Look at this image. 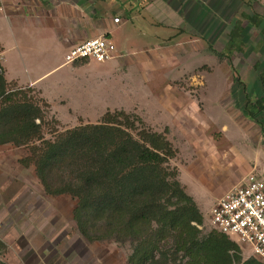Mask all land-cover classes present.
Wrapping results in <instances>:
<instances>
[{
  "label": "rangeland",
  "instance_id": "rangeland-1",
  "mask_svg": "<svg viewBox=\"0 0 264 264\" xmlns=\"http://www.w3.org/2000/svg\"><path fill=\"white\" fill-rule=\"evenodd\" d=\"M138 1L145 0H114L104 15V9L98 10L97 36L117 27L111 39L119 56L59 65L50 72L66 62L69 51L56 38L53 24L44 28L42 36L26 8L19 22L4 6L0 10V59L6 78L22 84L47 72L32 87L35 100L50 105L49 123L43 129L47 139L68 128L98 123L115 110L135 113L142 119L139 126L165 133L175 150L170 165L197 202L204 217L199 227L206 233L213 229L210 211L228 185L219 150L234 145L230 136L240 142L243 135L235 116L244 124L248 96L261 93L254 63H264V44H260L264 34L247 25L249 46L244 53L234 51L231 58L212 53L201 37L216 50H224L241 13L264 14V0L252 5L242 0H147L154 18L190 31L191 37L180 35L175 40L168 35L176 29L164 27L144 11L137 14L138 20L125 23L128 17L123 7ZM78 15L82 16L80 10ZM40 22L48 23L45 17ZM248 123L257 129L252 121ZM28 154L25 146L0 145V258L8 264H128L132 252L128 244L91 241L80 233L74 219L76 198L47 194L34 166L21 162ZM240 245L247 258L250 248Z\"/></svg>",
  "mask_w": 264,
  "mask_h": 264
},
{
  "label": "trees",
  "instance_id": "trees-1",
  "mask_svg": "<svg viewBox=\"0 0 264 264\" xmlns=\"http://www.w3.org/2000/svg\"><path fill=\"white\" fill-rule=\"evenodd\" d=\"M242 1L252 5L260 0ZM140 4L123 7L126 17L134 19ZM241 15L224 50L201 37L220 58L245 52L247 25L264 34L263 13ZM186 31L178 29L168 37L177 39L190 33ZM105 36L111 39L112 34ZM254 66L262 88L260 94L248 96L245 113L257 120L264 113V63L256 60ZM34 91L8 82L0 62V145L28 147L21 162L34 166L45 192L76 198L74 219L86 239L128 244V264H264L253 256L244 258L241 245L229 235L214 227L204 233L199 227L203 214L170 165L175 150L165 133L139 126L142 119L135 113L115 110L98 123L68 128L47 139L43 129L50 105L37 102ZM0 264L8 263L0 258Z\"/></svg>",
  "mask_w": 264,
  "mask_h": 264
},
{
  "label": "crops",
  "instance_id": "crops-1",
  "mask_svg": "<svg viewBox=\"0 0 264 264\" xmlns=\"http://www.w3.org/2000/svg\"><path fill=\"white\" fill-rule=\"evenodd\" d=\"M4 2L0 3V10H4V6L8 12L11 14H15L19 22H22L21 13L25 12V8L29 13L30 17L34 18L37 23V28H40L39 31L42 32V36H45V30L50 29V25L56 30V38L63 42L69 50L80 43L82 40L96 37L100 33L98 21H99V11L104 9L102 15L105 12H108L107 7H113L114 0H3ZM139 5V4H138ZM147 0L142 2L140 6L135 10L136 15L134 19L127 18L125 23H129L135 21L137 18V14L142 13L143 11L148 13L149 16L154 18L152 12L148 9ZM23 7V8H22ZM58 10L59 12H55ZM79 10L82 13V16L78 15ZM106 10V11H105ZM76 13V14H74ZM45 17L48 23L40 22V18ZM53 17L56 21L55 23H50L49 18ZM156 19V17L154 18ZM66 20L73 22V25L69 27ZM157 20V19H156ZM52 22V20H51ZM157 23L163 25L164 27H171L176 30L179 27L174 26L173 24L162 22L161 20H157ZM22 24V23H21ZM124 24V23H123ZM46 28V29H44ZM113 29L109 30V33L113 35L114 30L117 27H112ZM183 28V27H182ZM187 30V29H186ZM186 32H189L188 30ZM52 33H50L51 35ZM186 36H190L191 34L185 33ZM49 36V35H47ZM46 36V37H47ZM191 37V36H190ZM45 38V37H44ZM175 40V39H173ZM67 54V53H66ZM66 56V55H65ZM1 60V59H0ZM89 60H78L74 63L82 64L87 63ZM4 70L5 77L7 69H5L2 60L0 61ZM62 65L66 66L69 63L65 61L60 62L58 65L54 66L47 72H50L57 68V66ZM45 72V73H47ZM44 73V74H45ZM42 74V75H44ZM35 77L30 79L27 84H22L19 79L6 80L8 82H15L19 87H36V82L42 76ZM261 86V84H260ZM262 88V86H261ZM40 90V89H39ZM41 91V90H40ZM252 96V95H250ZM246 114V113H244ZM247 116V114L245 115ZM248 117V116H247ZM249 118V117H248ZM244 118V124L240 118L235 116V124L237 128L239 127V132L242 133V138L240 142H236V138L230 136L231 139L235 141L234 145L227 144L226 146L220 148L219 153V161L223 168V174L228 178V185L225 188L224 193L230 189L235 184L241 182L246 176L249 174H256L261 178H264V113L259 115L257 120L251 118ZM246 121H252L254 127L257 126V129L252 128V124H245ZM229 126V125H228ZM228 127L225 126L223 128L225 137H228L227 134ZM231 135V134H230ZM232 146H235L234 149ZM223 193V194H224Z\"/></svg>",
  "mask_w": 264,
  "mask_h": 264
},
{
  "label": "built area",
  "instance_id": "built-area-1",
  "mask_svg": "<svg viewBox=\"0 0 264 264\" xmlns=\"http://www.w3.org/2000/svg\"><path fill=\"white\" fill-rule=\"evenodd\" d=\"M119 55L112 39L96 36L73 46L65 59L66 63L90 59L102 62ZM210 222L218 231L248 246L247 257L264 260V178L252 173L228 189L211 209Z\"/></svg>",
  "mask_w": 264,
  "mask_h": 264
}]
</instances>
